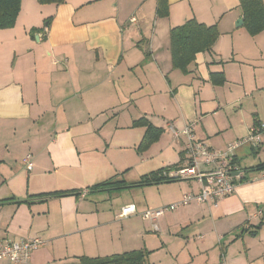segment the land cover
Returning a JSON list of instances; mask_svg holds the SVG:
<instances>
[{
    "label": "crops",
    "instance_id": "1",
    "mask_svg": "<svg viewBox=\"0 0 264 264\" xmlns=\"http://www.w3.org/2000/svg\"><path fill=\"white\" fill-rule=\"evenodd\" d=\"M34 1L22 0L15 26L0 29V239L47 240L19 264L141 248L149 264H264V151L248 143L236 150L232 194L166 211L157 231L140 213L197 192L198 181L132 187L140 192L130 201H120L123 189L92 190L183 164L187 137H175L170 123L191 124L195 138L225 150L264 121V30L237 26L240 0H168L167 16L158 15V0ZM192 18L216 24L220 35L184 73L173 67L171 29ZM211 72H223L225 83L214 85ZM142 116L164 130L144 152L145 127L132 126ZM70 189L80 194L26 201ZM126 204L138 213L120 217Z\"/></svg>",
    "mask_w": 264,
    "mask_h": 264
},
{
    "label": "trees",
    "instance_id": "2",
    "mask_svg": "<svg viewBox=\"0 0 264 264\" xmlns=\"http://www.w3.org/2000/svg\"><path fill=\"white\" fill-rule=\"evenodd\" d=\"M40 4L55 3L61 4L65 0H38ZM22 7V0H0V29L11 28L15 26ZM240 8L244 19V26L251 35H256L264 30V2L263 0H240ZM159 16H167L169 14L168 0H158L157 7ZM51 22V17L45 20V25L41 28H33V30H44ZM220 35L218 26L206 25L200 23L196 19H189L182 25L175 26L171 29V50L173 58V67L180 69L182 72H189V64L196 59V54L211 50ZM210 81L214 85H223L226 81L223 72H211ZM133 127H145V134L138 146L140 152H144L159 140L163 134V128L154 125L147 117L142 116L133 120ZM181 164V162L162 167L154 172L143 175L140 180L127 184L123 179L110 178L104 182L94 184L92 190L106 188L109 190H120L138 186H145L151 183L159 182H175L180 181L176 178H166L162 175L165 169H172ZM264 167V163L261 164ZM80 194L77 189L56 190L29 195L26 200L32 203L34 200L45 201L52 197H61L66 195ZM12 197L3 199L7 201ZM150 251L146 248L134 249L122 253H114L107 256H87L78 257V262L73 264H149L148 257Z\"/></svg>",
    "mask_w": 264,
    "mask_h": 264
},
{
    "label": "built area",
    "instance_id": "3",
    "mask_svg": "<svg viewBox=\"0 0 264 264\" xmlns=\"http://www.w3.org/2000/svg\"><path fill=\"white\" fill-rule=\"evenodd\" d=\"M132 22L136 17L132 16ZM170 131L175 137L185 135L186 160L183 164L172 169H165L162 175L166 178L180 180H196L200 183V189L195 192H186L178 202L165 207L149 208L140 214L143 219L150 221L155 231L159 230V218L166 211L178 209L181 205L192 202L208 203L232 194L236 189L234 172L240 176V167L236 159L237 148L245 143L251 145L254 150L264 151V121H259L250 128L249 135L228 144L225 150H216L209 147L204 141L195 138L193 126L187 124L179 129L174 124H169ZM23 164L28 171L34 166L33 156L27 154L23 158ZM138 213L135 204H126L120 210V217H129ZM261 213V212H260ZM249 228V224L246 225ZM46 244L42 236L22 237L12 239L9 237L0 239V261H8L14 264L29 262L35 250ZM222 264H226L223 260Z\"/></svg>",
    "mask_w": 264,
    "mask_h": 264
},
{
    "label": "rangeland",
    "instance_id": "4",
    "mask_svg": "<svg viewBox=\"0 0 264 264\" xmlns=\"http://www.w3.org/2000/svg\"><path fill=\"white\" fill-rule=\"evenodd\" d=\"M30 2V0H26V3L25 4H28ZM34 2L37 3V1L35 0ZM38 4V3H37ZM34 12V11H33ZM146 159H148V157H145ZM169 158V157H168ZM167 159V158H166ZM160 162H158V159H155L154 161L151 162V165L149 164L150 167H154V165H159ZM148 164V163H147ZM147 164H145L144 166H146ZM24 166V165H23ZM134 172V171H133ZM128 178L130 180H133V174L128 176ZM187 182V181H185ZM130 183H132L130 181ZM137 188H125L123 190H120L121 192L118 193V196L120 199V201H130L132 197H134V194L137 193V192H140V191H136ZM140 196H141V193H140ZM141 199V197H139ZM185 206V205H183Z\"/></svg>",
    "mask_w": 264,
    "mask_h": 264
},
{
    "label": "water",
    "instance_id": "5",
    "mask_svg": "<svg viewBox=\"0 0 264 264\" xmlns=\"http://www.w3.org/2000/svg\"><path fill=\"white\" fill-rule=\"evenodd\" d=\"M243 23H244V20L242 19V18H240L239 20H238V22H237V26H241V25H243ZM238 174V172H234L233 173V175H237Z\"/></svg>",
    "mask_w": 264,
    "mask_h": 264
},
{
    "label": "bare ground",
    "instance_id": "6",
    "mask_svg": "<svg viewBox=\"0 0 264 264\" xmlns=\"http://www.w3.org/2000/svg\"><path fill=\"white\" fill-rule=\"evenodd\" d=\"M181 206H183V205H181ZM44 238V237H43ZM46 242H47V240H46Z\"/></svg>",
    "mask_w": 264,
    "mask_h": 264
}]
</instances>
